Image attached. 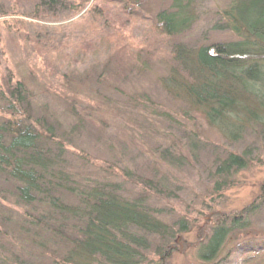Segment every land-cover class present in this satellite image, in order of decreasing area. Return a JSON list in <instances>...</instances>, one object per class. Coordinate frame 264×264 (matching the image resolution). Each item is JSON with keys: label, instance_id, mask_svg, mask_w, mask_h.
Listing matches in <instances>:
<instances>
[{"label": "trees", "instance_id": "1", "mask_svg": "<svg viewBox=\"0 0 264 264\" xmlns=\"http://www.w3.org/2000/svg\"><path fill=\"white\" fill-rule=\"evenodd\" d=\"M28 1L33 12L14 21L61 13L67 21L59 25L62 28L69 23L99 27L101 22L111 29L108 12L115 6L126 20L149 21L171 40L200 20L197 0H170L156 12L151 0ZM17 10L16 5L12 13L0 14L8 30ZM217 14L213 30L229 31L236 39L198 46L170 42L172 66L159 83L187 105L190 123V114L196 112L231 143L248 132L264 141V0H229ZM1 43L0 35V264H167L172 244L189 231L186 218L171 225L148 203L146 193L169 197L167 179L135 175L120 158L79 153L75 137L89 118L78 113L64 128L55 116L37 111L25 81L9 65L3 66L7 52ZM71 110L76 116L74 104ZM177 128L197 153L202 146L198 131L187 125ZM161 155L172 163L184 158L170 148ZM249 157L247 149L216 157L211 172L214 192L229 187L248 167ZM128 184L142 192L127 193ZM6 207L18 212L17 217L10 210L6 214ZM263 209L264 199L216 216L198 244L202 264H231L235 254H248L247 264H264V242L255 237L234 244L221 256L234 233L246 231Z\"/></svg>", "mask_w": 264, "mask_h": 264}, {"label": "rangeland", "instance_id": "2", "mask_svg": "<svg viewBox=\"0 0 264 264\" xmlns=\"http://www.w3.org/2000/svg\"><path fill=\"white\" fill-rule=\"evenodd\" d=\"M197 3L200 20L191 30L170 40L151 27L149 21L126 20L115 6H110L108 12L114 26L111 29H104L101 22L99 27L69 23L62 28L59 25L67 21L61 13L16 22L33 12V3L0 0V14L12 13L18 6V15L11 18L9 30L7 23H0L1 49L7 52L2 64L13 68L34 93L36 110L55 116L64 128L78 119V113L89 118L75 137L79 153L112 161L120 158L135 175L167 179L169 197L145 194L166 222L175 226L184 217L189 223V231L172 244L174 249L167 264H202L198 244L215 217L238 212L264 199L262 138L248 132L238 143H231L218 130L207 126L196 112L190 114V123V116H185L187 105L168 95L159 83L172 66L170 42L198 46L236 39L229 31L212 28L219 19L217 13L229 0ZM151 4L156 12L167 8L170 0H151ZM71 104L76 107V116ZM180 125L198 131L202 146L197 153L187 146V139L180 138ZM165 148L182 155L183 162L162 160L161 151ZM245 149L249 150L248 167L239 171L224 191L214 192L211 172L216 157ZM74 160L76 163L75 156ZM141 190L131 184L126 186L130 194H140ZM9 210L17 217L13 208L3 209L6 214ZM251 221L246 231L234 233L221 256L234 244L251 237L264 242V209ZM247 255L235 254L231 264H247Z\"/></svg>", "mask_w": 264, "mask_h": 264}]
</instances>
